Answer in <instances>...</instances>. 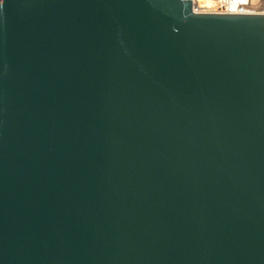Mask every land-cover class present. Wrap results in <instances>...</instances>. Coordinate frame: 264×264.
Here are the masks:
<instances>
[{
  "label": "water",
  "instance_id": "water-1",
  "mask_svg": "<svg viewBox=\"0 0 264 264\" xmlns=\"http://www.w3.org/2000/svg\"><path fill=\"white\" fill-rule=\"evenodd\" d=\"M0 264H264V15L2 0Z\"/></svg>",
  "mask_w": 264,
  "mask_h": 264
},
{
  "label": "built area",
  "instance_id": "built-area-1",
  "mask_svg": "<svg viewBox=\"0 0 264 264\" xmlns=\"http://www.w3.org/2000/svg\"><path fill=\"white\" fill-rule=\"evenodd\" d=\"M193 9L197 13H225V14H260L264 15V0H214L213 3L199 5L200 0H192Z\"/></svg>",
  "mask_w": 264,
  "mask_h": 264
},
{
  "label": "bare ground",
  "instance_id": "bare-ground-1",
  "mask_svg": "<svg viewBox=\"0 0 264 264\" xmlns=\"http://www.w3.org/2000/svg\"><path fill=\"white\" fill-rule=\"evenodd\" d=\"M198 3H199V5H206V4L209 5V4L213 3L212 7H217V2H214V0H200Z\"/></svg>",
  "mask_w": 264,
  "mask_h": 264
},
{
  "label": "snow or ice",
  "instance_id": "snow-or-ice-1",
  "mask_svg": "<svg viewBox=\"0 0 264 264\" xmlns=\"http://www.w3.org/2000/svg\"><path fill=\"white\" fill-rule=\"evenodd\" d=\"M0 2H2V0H0Z\"/></svg>",
  "mask_w": 264,
  "mask_h": 264
}]
</instances>
